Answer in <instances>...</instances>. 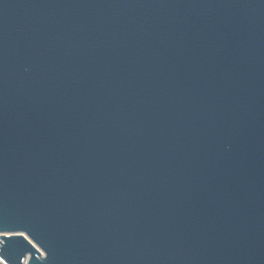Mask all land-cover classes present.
<instances>
[{"label": "water", "instance_id": "obj_1", "mask_svg": "<svg viewBox=\"0 0 264 264\" xmlns=\"http://www.w3.org/2000/svg\"><path fill=\"white\" fill-rule=\"evenodd\" d=\"M0 255L264 264V0H0Z\"/></svg>", "mask_w": 264, "mask_h": 264}, {"label": "built area", "instance_id": "obj_2", "mask_svg": "<svg viewBox=\"0 0 264 264\" xmlns=\"http://www.w3.org/2000/svg\"><path fill=\"white\" fill-rule=\"evenodd\" d=\"M5 235H10L9 233H5ZM0 264H9L6 262L0 255ZM23 264H27V258H24Z\"/></svg>", "mask_w": 264, "mask_h": 264}]
</instances>
